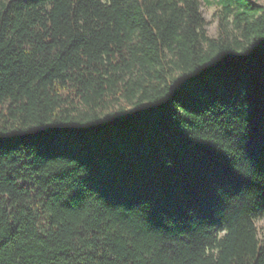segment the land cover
I'll use <instances>...</instances> for the list:
<instances>
[{
    "label": "trees",
    "instance_id": "obj_1",
    "mask_svg": "<svg viewBox=\"0 0 264 264\" xmlns=\"http://www.w3.org/2000/svg\"><path fill=\"white\" fill-rule=\"evenodd\" d=\"M260 1L0 0V264H264Z\"/></svg>",
    "mask_w": 264,
    "mask_h": 264
},
{
    "label": "rangeland",
    "instance_id": "obj_2",
    "mask_svg": "<svg viewBox=\"0 0 264 264\" xmlns=\"http://www.w3.org/2000/svg\"><path fill=\"white\" fill-rule=\"evenodd\" d=\"M260 2H264L261 0ZM201 13L206 20V30L210 36H216L217 34V7L213 0H201ZM256 225L258 227L259 236L264 239V218L256 220Z\"/></svg>",
    "mask_w": 264,
    "mask_h": 264
}]
</instances>
